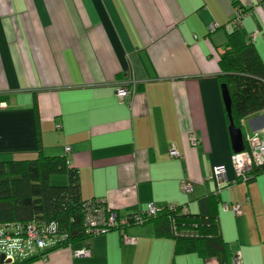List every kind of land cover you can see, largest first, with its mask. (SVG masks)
Wrapping results in <instances>:
<instances>
[{
	"label": "crops",
	"instance_id": "crops-1",
	"mask_svg": "<svg viewBox=\"0 0 264 264\" xmlns=\"http://www.w3.org/2000/svg\"><path fill=\"white\" fill-rule=\"evenodd\" d=\"M250 4L240 32L247 40L256 32L252 42L264 59L258 0H0V158L65 155L82 197L103 198L120 216L144 213L149 203L197 212L198 199L215 193L226 262L237 256L241 264H264V174L236 178L217 79L226 24ZM127 77L137 82L130 103L115 92ZM241 122L244 134L264 137V109ZM171 146L178 157L169 156ZM217 165L225 167L222 184ZM182 181L191 192L181 190ZM223 203L239 204L240 213ZM123 235L134 241L124 243ZM82 248L88 253L75 256ZM30 264L219 263L175 254L174 240L156 237L146 222Z\"/></svg>",
	"mask_w": 264,
	"mask_h": 264
},
{
	"label": "trees",
	"instance_id": "trees-1",
	"mask_svg": "<svg viewBox=\"0 0 264 264\" xmlns=\"http://www.w3.org/2000/svg\"><path fill=\"white\" fill-rule=\"evenodd\" d=\"M218 67L217 79L220 84L227 85L230 93L234 125L242 129L244 117L264 109V59L253 42L244 38L236 27L228 30L227 41L218 55ZM262 174L264 164L254 166L247 173L246 181ZM53 175H64L66 181L53 182ZM217 202V195L209 193L198 199L197 212H190L178 204L157 207L154 215L141 216L142 223H152L156 237L172 238L175 254L195 253L203 258L216 257L219 264H228L226 242L219 229ZM90 210L100 215V222L93 228L109 227L108 231H122L136 224L140 215L120 216L115 212L116 223L106 225L114 210L103 198L88 200L82 197L78 170L69 166L65 155H48L39 150L33 158H0V243L7 235L22 232L18 226L33 222L41 225L47 234L42 247L26 249L8 264H30L46 259L57 248L88 240L95 235L86 224ZM120 218L125 220L124 224Z\"/></svg>",
	"mask_w": 264,
	"mask_h": 264
},
{
	"label": "built area",
	"instance_id": "built-area-1",
	"mask_svg": "<svg viewBox=\"0 0 264 264\" xmlns=\"http://www.w3.org/2000/svg\"><path fill=\"white\" fill-rule=\"evenodd\" d=\"M258 2L260 4H264V0H258ZM252 13V4L248 5V8H237L229 22L226 24V28L230 30L231 28L239 27L242 23L243 18ZM216 27V24L209 25V29L211 30ZM255 36L256 32L251 33L248 40L253 41ZM136 88V80L132 77H127L125 79L117 81L115 92L120 101L130 103L131 99L134 96ZM3 107L4 104L0 102V108ZM190 139L193 143H195L196 137L194 135H191ZM66 150H69V147H67ZM179 154L180 153L174 148V146L170 147L169 156L171 158L178 157ZM230 159L236 178H239L240 180H246L247 173L254 166L264 164V137H262L258 133L245 134L244 149L241 152H233ZM214 174L219 184H222L224 181H226V172L224 165L215 166ZM181 190L183 192L189 193L192 191V186L189 182L182 181ZM222 205L225 210L230 209L234 214L240 213V206L237 203H233L230 205L227 203H223ZM170 206L172 207V205ZM156 209L157 207H155L152 203H149L145 212L140 213V215L138 216L136 223L143 222V219L141 217L143 214L154 215ZM98 218H100V215L95 210H90L86 215V224L89 226V229L91 228V232H93L94 234L103 233L108 231L109 229V227L93 228L97 225V223L100 222ZM116 221L117 219L115 211L111 212L107 218L106 225L111 226L115 224ZM120 222L124 224L125 220L123 218H120ZM18 227L22 229V232L20 231L15 235H7L0 243V252L4 253L5 259L8 258L11 260V262H13L16 257L24 253L26 249L37 250L38 248L42 247L47 239V234L44 232L43 227L41 225H36L34 222ZM122 240L124 243H132L134 241L132 238H129L126 235H123ZM87 253L88 251L82 248L80 250H76L74 252V255H86ZM234 264H241L239 257H234Z\"/></svg>",
	"mask_w": 264,
	"mask_h": 264
},
{
	"label": "water",
	"instance_id": "water-1",
	"mask_svg": "<svg viewBox=\"0 0 264 264\" xmlns=\"http://www.w3.org/2000/svg\"><path fill=\"white\" fill-rule=\"evenodd\" d=\"M221 93L224 102V107L226 115L228 118V133L231 142V147L233 152H241L244 149V138L242 129L234 125L232 116H231V97L226 84H221ZM10 259H5V254L0 253V263L8 264Z\"/></svg>",
	"mask_w": 264,
	"mask_h": 264
},
{
	"label": "rangeland",
	"instance_id": "rangeland-1",
	"mask_svg": "<svg viewBox=\"0 0 264 264\" xmlns=\"http://www.w3.org/2000/svg\"><path fill=\"white\" fill-rule=\"evenodd\" d=\"M54 182V181H53Z\"/></svg>",
	"mask_w": 264,
	"mask_h": 264
}]
</instances>
